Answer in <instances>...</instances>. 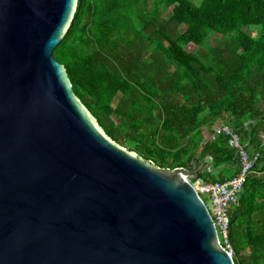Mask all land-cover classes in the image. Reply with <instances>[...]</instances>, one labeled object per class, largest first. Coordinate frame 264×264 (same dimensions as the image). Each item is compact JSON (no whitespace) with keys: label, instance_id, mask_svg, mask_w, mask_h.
<instances>
[{"label":"water","instance_id":"95a60500","mask_svg":"<svg viewBox=\"0 0 264 264\" xmlns=\"http://www.w3.org/2000/svg\"><path fill=\"white\" fill-rule=\"evenodd\" d=\"M76 6L0 0V264H235L187 179L227 164L162 168L75 94L53 51Z\"/></svg>","mask_w":264,"mask_h":264},{"label":"trees","instance_id":"16d2710c","mask_svg":"<svg viewBox=\"0 0 264 264\" xmlns=\"http://www.w3.org/2000/svg\"><path fill=\"white\" fill-rule=\"evenodd\" d=\"M53 55L104 132L162 168L211 155V169L227 165L198 178L237 174L230 136L206 130L219 121L260 148L229 239L235 264H264V0H77Z\"/></svg>","mask_w":264,"mask_h":264},{"label":"built area","instance_id":"2783aa9c","mask_svg":"<svg viewBox=\"0 0 264 264\" xmlns=\"http://www.w3.org/2000/svg\"><path fill=\"white\" fill-rule=\"evenodd\" d=\"M248 123L249 121L245 125L248 126ZM210 133L211 139H215L219 134L230 136L231 144L237 148L239 153L240 170L234 176L224 180L204 181L197 176H188L187 179L203 200L202 194L209 196L211 208L208 209L216 227L218 240L233 256V247L229 239L230 210L232 205L239 202V195L243 190L246 177L260 157V148L251 152L247 150L241 142L240 135L224 121L214 123ZM261 144H264V133L261 134Z\"/></svg>","mask_w":264,"mask_h":264},{"label":"rangeland","instance_id":"374dc122","mask_svg":"<svg viewBox=\"0 0 264 264\" xmlns=\"http://www.w3.org/2000/svg\"><path fill=\"white\" fill-rule=\"evenodd\" d=\"M171 13V9L170 8H167L163 11V15L168 17ZM243 30L245 32H247L248 34L250 35H257V33L259 32L260 30V26H257V25H247L245 27H243ZM119 95L117 96L116 100L119 98ZM122 146V145H121ZM124 148L128 149L129 150V147L128 146H123ZM132 153H136L135 151H132ZM164 168V167H163ZM170 168V167H169ZM202 197L204 198V200L206 201V203L208 204V208H211V202H210V198L208 195L206 194H202Z\"/></svg>","mask_w":264,"mask_h":264},{"label":"crops","instance_id":"0c3cea01","mask_svg":"<svg viewBox=\"0 0 264 264\" xmlns=\"http://www.w3.org/2000/svg\"><path fill=\"white\" fill-rule=\"evenodd\" d=\"M211 128H212V126L211 127H208V126L206 127V130H207V132H208L209 135H211V133H210ZM199 159H200V157H199ZM201 161H202V159L198 161V160H196V158H192L183 167H186L188 169H195V168H198L200 166Z\"/></svg>","mask_w":264,"mask_h":264}]
</instances>
